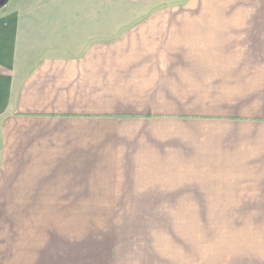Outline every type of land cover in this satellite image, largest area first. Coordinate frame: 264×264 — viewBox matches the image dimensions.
Here are the masks:
<instances>
[{
	"label": "crops",
	"instance_id": "1",
	"mask_svg": "<svg viewBox=\"0 0 264 264\" xmlns=\"http://www.w3.org/2000/svg\"><path fill=\"white\" fill-rule=\"evenodd\" d=\"M215 7L7 0L0 264H264V13Z\"/></svg>",
	"mask_w": 264,
	"mask_h": 264
},
{
	"label": "rangeland",
	"instance_id": "2",
	"mask_svg": "<svg viewBox=\"0 0 264 264\" xmlns=\"http://www.w3.org/2000/svg\"><path fill=\"white\" fill-rule=\"evenodd\" d=\"M245 1L248 0H227V7L225 10L220 11V7H215L216 12H227V13H264V5L260 6V5H246L243 4L245 3ZM236 2H242L241 5H238L235 3ZM179 8V9H178ZM207 9L210 10V12H214V7L210 6L207 7L205 4L203 6L199 5V6H195L194 8H191L190 6H186L185 3H181L177 6L175 12H198L199 9ZM219 11H218V10Z\"/></svg>",
	"mask_w": 264,
	"mask_h": 264
},
{
	"label": "trees",
	"instance_id": "3",
	"mask_svg": "<svg viewBox=\"0 0 264 264\" xmlns=\"http://www.w3.org/2000/svg\"><path fill=\"white\" fill-rule=\"evenodd\" d=\"M7 4V0H2L0 2V9Z\"/></svg>",
	"mask_w": 264,
	"mask_h": 264
}]
</instances>
